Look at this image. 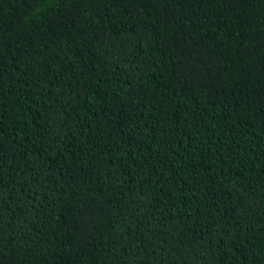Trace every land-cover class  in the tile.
<instances>
[{
  "label": "trees",
  "instance_id": "16d2710c",
  "mask_svg": "<svg viewBox=\"0 0 264 264\" xmlns=\"http://www.w3.org/2000/svg\"><path fill=\"white\" fill-rule=\"evenodd\" d=\"M0 264H264V0H0Z\"/></svg>",
  "mask_w": 264,
  "mask_h": 264
}]
</instances>
